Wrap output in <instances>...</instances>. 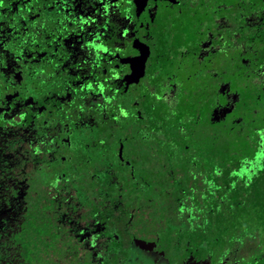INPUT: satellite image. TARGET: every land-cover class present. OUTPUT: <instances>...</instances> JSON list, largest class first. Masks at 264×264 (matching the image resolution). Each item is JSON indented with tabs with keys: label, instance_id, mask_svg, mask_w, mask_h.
Wrapping results in <instances>:
<instances>
[{
	"label": "flooded vegetation",
	"instance_id": "af4514ba",
	"mask_svg": "<svg viewBox=\"0 0 264 264\" xmlns=\"http://www.w3.org/2000/svg\"><path fill=\"white\" fill-rule=\"evenodd\" d=\"M13 1H16L14 9L10 4ZM25 1L9 0L2 3L1 10L6 7L11 12L0 11V235L8 233L12 237L18 233L14 221L20 220L27 209L22 207L23 203L32 207L35 201L46 196L53 203L64 198L68 202L66 208L74 217L68 221L67 244L72 248L77 245L82 254L88 253L90 262L94 264H106L105 256L113 243L133 259L136 253H140L136 242L141 247H156L164 240L168 246L167 264H180L198 249L202 256H209V248L223 247L225 232L236 222L216 227L212 236L200 243L194 241L192 235L196 231L194 224L202 215L199 214L192 222L195 210L191 209L195 206L190 195L184 197L177 208L169 210L170 216L159 208L166 181L173 175L175 179L176 172L181 170V161L169 157L170 153L166 151L155 149V137L162 138L160 134L171 125L154 121L149 113H138L124 119L122 110L113 99L120 95L118 100H122L123 105L127 104L118 90L127 86L136 89L143 85L150 92L158 93V100L170 112L179 108L182 98L185 103L192 99L188 97L190 85L197 82L206 84L208 94L214 84L220 83L218 91L225 94L227 101L222 103L223 98L218 97V102L208 107L210 116L206 118L207 124L216 128L214 137L218 140L225 135L224 128L228 125L233 132L243 121L238 106L242 104L241 100L232 94L240 82L250 85L251 97L258 95L257 98H264V23L258 35H251L245 29L247 21L264 18V0L260 5L257 0H251V8L248 7L250 0H198L197 3L107 0L104 6L106 0H82L80 4L70 1L67 13L73 16L74 21H70L57 38L51 37L46 28L40 30L36 23L43 19L45 11H58V0H29L31 4L24 6ZM253 5L260 6V17L252 11ZM2 22L10 27L9 34L2 27ZM85 23L88 24L87 30ZM171 26L176 30L175 34L170 33ZM28 28L30 32L26 31ZM23 34L29 35L32 41L28 50L16 44L15 37ZM251 45L256 46L255 63L242 66L235 63ZM105 46L111 49L106 56ZM170 58L178 64V69L172 70L174 73L171 69L162 70V61ZM228 60L235 63L231 70L225 67ZM212 71L214 76H218L214 81L208 80ZM162 78H170L172 85L166 84L168 87L165 89ZM173 79L175 81L171 82ZM157 82L160 83L159 88L155 87ZM97 89L102 91L97 92ZM246 99L247 96L243 100ZM252 112L251 117L264 118V113L259 110L253 109ZM178 113L183 115V124L187 125L194 119L188 105ZM114 115L116 117L112 119ZM197 118L202 121L201 117ZM92 125L95 126L93 130ZM125 135H134L137 141L133 157H130L133 162L130 164L123 158V154L128 152L119 147L121 150L113 155L119 154L125 171H117L118 178L109 176L105 179V188H102V178L99 181L98 177L113 169L112 160L108 162L111 143H118L114 140ZM146 141L145 151L143 144ZM189 145L191 148L187 147L188 150L198 154L195 158L209 156V149L205 150L203 145L192 146L191 142ZM202 165L201 170H206V174L196 176L195 182L199 186L208 183L204 196L212 200L224 198V195L218 196V188L211 190L215 182H210L209 178L212 175L213 179H218L222 168L216 167L213 161ZM90 167L97 170L98 176L94 177L96 187L93 179L84 182L82 188L80 177L86 180ZM215 167L217 169L213 170ZM98 186L107 202L101 211L95 206L89 207V200L97 193ZM196 189L195 192L199 191ZM145 197H149V203H153L155 208L149 212L151 223L143 222L145 213L138 214L135 208L139 202L143 204ZM113 200L117 201L116 208L122 206L121 212L114 217H106L107 206ZM231 200L221 201L230 204ZM183 213L189 218L187 224L180 220ZM204 215L207 216L208 212ZM248 217L250 214L243 216V222L249 221ZM112 224H116L118 229L115 230ZM151 229L153 233L150 234L148 230ZM24 234V242L19 240L21 236L14 237L13 245L0 248V253L5 256H0V263H28L27 249L23 251L22 247L31 250L33 245L31 232L25 231ZM86 236L90 238L85 240ZM33 243L45 250L39 245V239ZM43 256L45 260L62 264V256L55 251L48 253L45 250ZM254 260L253 257L240 264H251Z\"/></svg>",
	"mask_w": 264,
	"mask_h": 264
},
{
	"label": "trees",
	"instance_id": "16d2710c",
	"mask_svg": "<svg viewBox=\"0 0 264 264\" xmlns=\"http://www.w3.org/2000/svg\"><path fill=\"white\" fill-rule=\"evenodd\" d=\"M7 1L9 0H0L1 12L3 10L7 13L11 12L10 9L6 7L1 10V8H3L2 3ZM70 1H74L75 3L79 4L82 3V0H58L60 5V8L57 9L58 11L56 13L51 12L50 10L45 11L43 19L36 23L38 28L40 30L46 28L48 30V34L51 37L57 38L64 28L68 26L70 21H74L73 16H69L67 13L69 11L68 9H70V5H68ZM252 1L250 0L248 2L249 8L252 6ZM257 1L259 2V5L262 2V0ZM107 2L108 1L106 0V2L103 3V6ZM10 4L12 9L16 7V1L11 2ZM29 4H31L29 0L23 3L24 6ZM260 10V6L253 5L252 11H255L256 17L261 16L259 14ZM89 21L90 20H88L87 23ZM98 21L100 20H97V22ZM87 23L84 25L85 30H87ZM263 23L264 18L260 20H255L254 18L251 21H247V27L245 29L249 31L251 35H258L262 31L261 27ZM1 25L6 33L9 34L10 27L7 26L5 22H2ZM44 25H47V27H44ZM26 31L30 32V28H28ZM170 33H176V30H174L172 26L170 27ZM15 38L17 42L16 44H21L22 47H25L28 50V44L32 42L29 35L23 34L21 36H16ZM105 49L106 52L104 55L106 56V54H108L111 49L109 46H105ZM105 61L108 64V61ZM167 67H169V70L171 69V72L174 73L172 70L178 69V64L177 62L173 61L171 64L167 65ZM216 77L218 76H214V71H212L209 74L208 80L214 81ZM104 78L109 80L107 76H104ZM219 84L220 83L214 84L212 86L211 93L208 94L206 93V84L202 85V83L197 82L194 86L190 85L189 91L187 85L186 89L188 91V97H191L192 99L186 101L188 103H185L183 102L182 98L179 108L172 110L173 112H168L164 103L158 100V93L153 91L150 92L147 87L143 85L138 86L136 89H132V86H127L124 89L118 90L121 92L118 93H120L125 101H127V104L123 105V101L118 100L120 95H117L115 100L113 99L115 103H118L120 109L122 110L124 119H126V116L133 117L138 113H149L153 117L154 121H160L161 124L164 125H171L169 129L164 131L163 134H160V136L163 135L162 138L155 137L154 144L157 146L155 149L159 152L166 151L170 153L169 157H173V159L176 158L177 160L181 161V170L176 172L175 179H173V175L171 179L166 181L164 186L165 190L161 194V206H159V208L167 211L168 216H170L169 210L175 207L177 208L179 203L185 200L184 197L190 195L195 209H191V207L186 208L195 210V212H193L192 222L195 221V218L199 216V214L202 215L199 217L200 221L197 224H194V231H196L192 235L194 241H200V243L205 242L207 238H210L215 232L216 227L227 226L228 223L237 222L239 220H242L241 222H243L242 217L247 214H250L248 220L252 222L251 227L253 230H255L259 224H264V118L251 117V114H254L252 112L253 109H257L261 113H264V98H257L258 95L251 97L250 85L240 82V85L235 89L237 93L232 92V94H235L241 100L242 104L238 105L239 115L245 124L243 121L241 124L239 122L240 125H237L233 132H230L229 127L231 125H228L230 122L227 123L229 127L224 128L225 135H221V138L218 140L214 137L216 128L209 126L207 124L206 118L210 116L208 115V107H210V105L213 103H217L218 97L223 98L221 99L222 103L227 101L225 94H221L218 91ZM106 85L108 86V84ZM96 91L100 92L102 89H97ZM109 92L112 93L111 90H109ZM113 95L114 94H112V96ZM246 96L247 99L243 100L246 98ZM232 98L234 99V97ZM203 103H205V105ZM187 105L194 115V119L188 122L186 125L183 124V115L179 114L178 112L181 108H184L185 106L187 107ZM135 106L138 108L133 109ZM163 106L165 107L163 108ZM115 117L116 115H114V117L112 116V119H115ZM197 117H201L202 121H200ZM107 128L108 130H111L110 127L107 126ZM91 129H95V126L92 125ZM85 130L86 128L83 129V131ZM97 130L101 131V129L98 127ZM87 134H89V132H87ZM133 137L134 135L131 137L128 135L122 137L119 136L116 138V140H114L118 143H111V148L108 154V162H111L112 160L111 165H113V169L112 172L110 171L111 173L109 172L107 174L101 175L100 178L98 177L99 181L102 178V188H105V179H109V176L118 178L119 176L116 175V172L125 171L119 161V154L113 155L115 152L121 150L119 147L122 146V149L128 152L123 154V158L128 159L130 164L133 162L130 157H133L134 152L132 151L135 150L134 147L137 143ZM208 139L210 142H207ZM84 140L87 141V138ZM189 142H191L192 146L203 145L205 150L209 149V156L206 158H195L198 156V154H196V151L191 153L190 150H188L187 147L191 148ZM106 145L110 146L109 142L106 141ZM143 145L146 151V145H148V142L146 141ZM206 161H213L216 167L218 166L219 169L222 168L218 179H213L212 175L209 176L210 182H215V184L212 185L211 190L214 191L216 188H218V196L224 195V198L222 199L217 197L212 200V198L209 196H204L206 193L204 189L208 187V183L206 182L205 184L199 186L195 182L196 176L200 177L201 175L203 176V173L206 174V170L204 172L201 170L203 162ZM216 167L213 168V170H216ZM96 172L97 170H95L93 167H90L86 173V180H84L83 177H80L82 188H84V182L88 180L93 181L94 177L98 176ZM180 175H182V177H180ZM145 176L148 175L145 174ZM117 181L120 180L117 179ZM121 181L124 183L123 180ZM96 182L97 180L94 179L95 187ZM120 187L122 188L121 185ZM196 187L199 188V191L195 192V190H197ZM211 190H209L207 193H209ZM101 191V188L98 186L97 193L92 195L93 198L89 200V207L95 206V208L100 211L105 206V204H107L106 199L103 197ZM231 197L233 201L231 200ZM223 199H227V201L231 200L230 204H224V202L221 201ZM64 200L60 199V201L53 203L52 200H49L46 196H44L42 199L35 201L32 207L25 206L26 203L24 202L22 207H26L27 209L24 210L22 215L19 217L20 220L14 221L15 228L19 232L12 237L8 235V233H6L5 236L0 235V248L13 245L15 242L14 237L21 236L19 240L24 242L25 238L22 235H25L24 232L26 231L31 232L30 239L33 245L31 250L29 247H22L24 248L23 251H26L27 249V264H58L54 260H45L43 256L45 250L48 253H52L53 251L59 253L60 256H62V264H94L93 262H90L88 253H85L86 256H84L85 254H82L77 245L75 248H72L67 244L69 242L68 231L70 229L68 221L72 220L74 216L70 215L71 211L67 210V201ZM113 201L107 206L105 211L106 217H114L117 212H121L122 206L116 208L117 201ZM149 201V197H145L143 204H141L143 206L153 207L151 210L146 207L141 208L142 212L145 213L142 215V220L145 223L150 222L148 220L151 215L149 212L155 210L154 204H150ZM206 212H208L207 216L204 215ZM180 220L187 224L189 218L187 217L186 213H183ZM206 223L207 225H205ZM112 225L115 227V230L118 229L116 224ZM120 227H122V225H120L119 228ZM148 231L150 234L153 233L152 229ZM11 233L12 232H10V234ZM36 239L40 240L39 245L45 247V250L44 248L41 249L37 247L36 244L33 243ZM117 239L119 240V238ZM260 242L261 247L257 249L254 256L255 260L252 261L251 264H264V229L260 234ZM0 256L3 257L4 254L1 252Z\"/></svg>",
	"mask_w": 264,
	"mask_h": 264
},
{
	"label": "rangeland",
	"instance_id": "374dc122",
	"mask_svg": "<svg viewBox=\"0 0 264 264\" xmlns=\"http://www.w3.org/2000/svg\"><path fill=\"white\" fill-rule=\"evenodd\" d=\"M179 1H190L191 3H197L198 0H179ZM213 1V0H211ZM46 4V3H44ZM168 20H171L170 18ZM169 25H172V22H168ZM15 24H18L16 22ZM154 26V25H153ZM155 27V26H154ZM257 59L256 46L251 45L247 53L240 55L238 60L235 63H239L240 66L247 64L255 63ZM173 62L172 58L162 61L164 65L162 70H169L167 65ZM235 63H231L230 60L225 63L227 70H231ZM157 81V80H156ZM162 86L165 89L168 87L166 84L170 83V78H162ZM160 81V82H161ZM175 81L174 79L171 80ZM165 83V84H164ZM155 84H153L154 87ZM172 85V83H170ZM160 83H156L155 87L159 88ZM164 89V90H165ZM180 97H183V92L180 90ZM187 97V95H186ZM155 190L156 188L153 187ZM136 211L138 214L142 213L141 202L136 204ZM151 223V222H148ZM251 221L246 222H236L231 225L230 230L225 232L226 241L223 247L217 248L213 246L210 249L209 256H202L201 250L192 251L188 256L187 260H183L180 264H240L243 261H248L253 258L257 249L261 247L260 234L264 229V224H259L255 230L250 226ZM85 236V233H82ZM89 236V235H88ZM88 236H86L88 240ZM140 247L139 252L136 253L133 257V260L130 256H126L119 248L113 243L110 251L106 254L105 262L106 264H133L137 262L139 264H167L165 258L167 257L168 246L166 241L163 240L162 244L157 245L156 247H141L140 244L136 242ZM155 255V256H154Z\"/></svg>",
	"mask_w": 264,
	"mask_h": 264
}]
</instances>
